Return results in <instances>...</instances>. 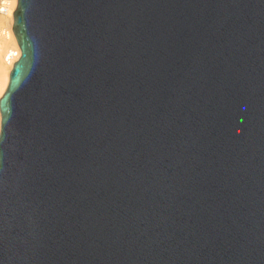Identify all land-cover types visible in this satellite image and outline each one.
Listing matches in <instances>:
<instances>
[{
    "label": "water",
    "instance_id": "1",
    "mask_svg": "<svg viewBox=\"0 0 264 264\" xmlns=\"http://www.w3.org/2000/svg\"><path fill=\"white\" fill-rule=\"evenodd\" d=\"M0 264H264V0H16Z\"/></svg>",
    "mask_w": 264,
    "mask_h": 264
},
{
    "label": "bare ground",
    "instance_id": "2",
    "mask_svg": "<svg viewBox=\"0 0 264 264\" xmlns=\"http://www.w3.org/2000/svg\"><path fill=\"white\" fill-rule=\"evenodd\" d=\"M15 6H16V0H13L12 8L14 7L15 9ZM9 16H11L12 19V14L9 13ZM0 23H1V17H0ZM14 51H16L17 53V57L14 59L15 61L18 59L20 55V50L15 40L12 28L9 26L2 27L0 29V96L5 90L8 81V73L12 68V64L8 65L6 63V56Z\"/></svg>",
    "mask_w": 264,
    "mask_h": 264
},
{
    "label": "built area",
    "instance_id": "3",
    "mask_svg": "<svg viewBox=\"0 0 264 264\" xmlns=\"http://www.w3.org/2000/svg\"><path fill=\"white\" fill-rule=\"evenodd\" d=\"M12 2L13 0H0V14H12V11L14 10V7L12 8ZM16 57V51L10 53L6 56V63L11 65Z\"/></svg>",
    "mask_w": 264,
    "mask_h": 264
},
{
    "label": "rangeland",
    "instance_id": "4",
    "mask_svg": "<svg viewBox=\"0 0 264 264\" xmlns=\"http://www.w3.org/2000/svg\"><path fill=\"white\" fill-rule=\"evenodd\" d=\"M0 17H1L0 29L2 27H8V26L12 27L13 18L11 19V16H9V14H7V15L6 14H0Z\"/></svg>",
    "mask_w": 264,
    "mask_h": 264
}]
</instances>
